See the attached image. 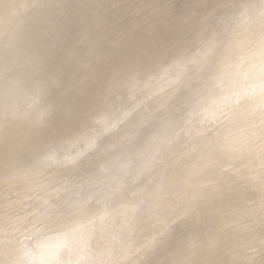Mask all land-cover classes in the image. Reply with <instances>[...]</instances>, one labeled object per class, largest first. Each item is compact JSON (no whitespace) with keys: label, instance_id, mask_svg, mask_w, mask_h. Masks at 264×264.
I'll return each instance as SVG.
<instances>
[{"label":"clouds","instance_id":"obj_1","mask_svg":"<svg viewBox=\"0 0 264 264\" xmlns=\"http://www.w3.org/2000/svg\"><path fill=\"white\" fill-rule=\"evenodd\" d=\"M0 264H264V0H0Z\"/></svg>","mask_w":264,"mask_h":264}]
</instances>
